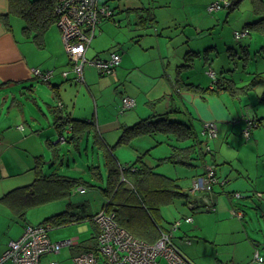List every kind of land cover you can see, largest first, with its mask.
Returning <instances> with one entry per match:
<instances>
[{"label": "rangeland", "instance_id": "obj_1", "mask_svg": "<svg viewBox=\"0 0 264 264\" xmlns=\"http://www.w3.org/2000/svg\"><path fill=\"white\" fill-rule=\"evenodd\" d=\"M229 1L219 2L229 3ZM252 4L251 0H245L240 8L231 12L227 26L220 29L222 35L212 34V27L206 26L204 29H210L209 34L204 33L206 35L201 38L190 35L189 41V38L180 36L184 28L169 27L166 31L164 30L162 37L158 38L160 41L157 42V49L154 52L155 56L159 51H162L163 56L169 57L165 61L166 63L170 62V68L163 72V75H165L163 80L171 82L173 86L177 83L176 88H180L179 92L174 93L172 105L180 108L183 113L172 112L171 115L179 119L182 118L184 121H191L199 138L204 142L207 140L204 137L207 124L213 123L217 126L216 130L218 129V137H211L210 141L207 140L211 146L209 150L212 153L205 157L207 165L215 168L219 178V183L214 188L217 196L215 198L217 200L216 211L205 212L199 210L192 213L183 201H175L160 207L161 222L164 228L170 229L174 222L182 220L183 223L180 229L172 239L175 245L194 264H247L252 262L257 250L264 258V206L259 205L261 202L264 203V120L250 131L252 135L250 142L246 140L243 134L248 126V121L251 120L252 115L254 116V105H256L258 115L264 116V105L260 103L264 86L262 87V84L258 85L247 94L238 96H232L229 92L216 94L206 91L214 82V79L208 75L210 68L218 74L221 73V70H224V74L236 80L239 87L249 83L255 73H263L264 75V55L260 54L261 48L264 47V36L257 31H253L250 37H248L247 32L249 30L240 33L235 32L242 31L245 21L249 16H253L254 6ZM222 9H228V7L225 5ZM221 12L224 17L229 13L225 10ZM12 21V26L15 27L18 24L22 31V21L18 18H13ZM162 29L164 28L161 27L160 31ZM186 29H191L192 33L193 30L196 31L195 28ZM51 30H55V37L59 38L60 30L58 26H53ZM244 37L248 38L243 39ZM207 41L209 42L207 43ZM210 42L214 46L213 48L209 47L211 46V44L208 45ZM248 43H250V47L249 51L246 52L241 46ZM192 52L198 54L190 56ZM152 58V54H150V59ZM62 59L64 62L65 57H62ZM94 66L96 65L94 64ZM69 69L68 66L67 70ZM151 72L154 73L151 74L154 76L161 75L156 73L155 69H151ZM160 80L162 79L155 78L153 81L156 85L155 95L164 92V86L159 83ZM72 82L76 86L80 84L76 80ZM144 82L143 76L137 74L133 84L140 88L150 85L148 83L144 84ZM186 85H194L205 91H189ZM38 86H44L46 91L50 90L47 82L41 81ZM113 90L112 88L111 92H114ZM7 91L1 90L0 98ZM21 91L27 93L25 88L18 91L17 87H12L6 100L0 99V120L7 121L8 119L13 122L9 130L15 129L17 124H24L25 127L27 126L25 128L26 132L23 131L25 134L39 137L37 143L30 150L27 148L29 150L28 156L25 154L24 158L28 162L26 168L33 169L36 157L44 155L45 172L57 171L61 175L79 178L84 182L75 185L74 192L68 197L25 206V210L23 209L21 212L13 210L5 199L0 200V254L11 240H17L23 235L26 226L49 224L43 221L53 215L67 211L70 204H83L82 207L76 209V211L83 214L95 213L96 215L104 210L114 214L108 210L110 209V202L106 200L108 206L104 205L106 201L100 190V188L107 186L109 173L107 162L111 151L114 153L117 165L121 166L129 164L128 161L130 160L135 162L140 155L149 151L147 159H149L152 166H157L155 171L168 175L170 178L179 179L178 182L184 189H188L193 185L196 178L192 181V176L200 171V165L189 168L159 161V159L171 154L173 150L171 146L174 145L175 141L157 145L156 138L138 137L132 141L133 146L140 151L138 156V153L130 145L118 144L122 130L116 133L115 131L106 133L104 136L100 132L103 142L107 146L94 145L95 138L93 139V135L95 132L90 134L88 152L83 151L85 146L83 143L81 155L74 151L73 147L69 148L68 143L61 142L58 147L66 154L64 163L61 159L55 166L50 167L52 155L46 146V140L52 134H56L52 138L53 143L60 140L59 134L54 128V113H51L46 103L41 100L40 96L44 95L43 93L37 92L34 95L27 93L24 95L21 94ZM118 91L116 95L120 99L123 91L121 89ZM143 96L145 99L139 101L138 108L141 109L144 106L145 110H142L137 117H129L127 122H123L124 115H130L136 111V106H134V109L119 117L121 122L128 123L131 126L141 119L149 117L150 114L160 112L163 109L161 104L152 109L146 106L145 103L148 97H146V93ZM13 98L17 102L11 105ZM46 101H49V99ZM49 103L55 105L52 99ZM164 103L169 105V100L165 99ZM58 105L56 106L58 107ZM106 106L112 109L114 107V110L120 115L118 107L112 103V95L108 90L106 91ZM117 114L113 118H118ZM243 122L246 123V127H244ZM33 126H35V132L31 128ZM65 130L71 132L68 128ZM157 138L166 140L161 135ZM40 141L42 147L39 144ZM186 144L188 142L183 143V145ZM6 157L7 162L10 160L17 161L15 159L16 154H9ZM17 169L18 167L15 166L14 171H17ZM222 170L225 171V174H222ZM35 178L34 171L29 170L27 175L5 179V182H11V188L8 192L32 184ZM83 187L87 190H84ZM191 189L187 191L189 192ZM255 189L263 193L262 200L254 196ZM237 195L247 196V198L240 199L236 197ZM233 210L242 213L243 217L239 218V216L233 215ZM190 215L194 218L193 224L184 221L185 217ZM93 222L95 223L94 220ZM92 223H73L62 227H53L48 235L54 243L75 238H78L79 242H84L97 233ZM81 227L87 229H81ZM122 228L127 231L126 228ZM88 241L86 242L89 243ZM81 252L75 247H64L58 254L45 255L42 264H50V262L75 264L74 257Z\"/></svg>", "mask_w": 264, "mask_h": 264}, {"label": "crops", "instance_id": "obj_2", "mask_svg": "<svg viewBox=\"0 0 264 264\" xmlns=\"http://www.w3.org/2000/svg\"><path fill=\"white\" fill-rule=\"evenodd\" d=\"M217 1L227 0H99L100 5L106 4L111 8L113 16L109 19L99 20L94 32L88 33L92 39L88 38V45L85 49L86 64L83 67L82 80L79 81L71 67L70 55L63 39V30L59 29L60 35L58 38L55 37V30H51V28L42 39L41 46L43 47L36 46L22 34L18 24L15 27L8 28L7 23L13 22L12 16H7L9 14V0H0V82L5 84L1 90H8L0 99L6 100L12 87H17L18 91L25 88L26 92L31 95L37 92L43 93L44 95H41L40 98L46 103L50 112L54 113L53 116H56L55 106L59 104L63 106V112L70 114L71 117L77 116L78 118L90 119L95 122V134H98L99 137L102 138L101 133L103 136L114 131L116 133L120 130L121 124L128 125V123L123 122H127L129 117H137L142 110H145L144 106L141 109L138 108L139 101L145 99L143 96L145 93L146 97H148L145 103L146 106L150 107L149 103L154 100L163 99L161 103L163 109L161 111L169 108L173 101L174 93L179 92V88L175 90L171 82L163 80L165 78L163 72L170 68V62L166 63L165 60L169 57L163 56L162 51H159L157 56L154 55L157 49V42L160 41L158 38L162 37L169 27L184 28L180 36L189 38V41L191 36L201 38L209 34L208 31L210 29H204L206 26L212 27V34H220V29L227 26L230 14L234 10L221 9L217 12L209 13L207 10L208 6ZM223 10L229 12L225 17L221 14ZM148 16L151 20L145 19ZM161 27L164 28L162 31H160ZM186 28H195L196 31L193 30L192 33L191 29ZM243 31L236 32L240 33ZM210 44L211 46L209 47L213 48L214 46H212L211 42L208 45ZM113 51L120 53L122 56L121 64L114 74L109 76L100 74L96 67L89 64L91 59L94 58L107 59ZM150 54H152V59H150ZM62 57H65L64 62ZM68 66L69 70H67ZM33 68L53 71V77L49 82L51 84H48L49 91L44 90V86H38L39 81L32 74ZM151 69H155L156 73L161 75H151L154 74ZM65 72H67V78L64 77ZM137 74L143 76L145 79L144 84L148 83L150 85H146L145 88L136 87L133 81ZM155 78L162 79L159 83L164 86L163 94L155 95L156 85L153 82ZM73 80L78 81L80 84L76 86L72 82ZM112 88L114 92H111ZM119 89L123 91L120 99L116 95ZM107 90L110 91L112 103L116 104L118 110L121 107V100L125 97H130L136 102V111L130 115L123 114L122 120L124 121L121 122V119H119L121 115L117 114L114 107L112 109L106 106ZM27 93L22 92L21 94L25 95ZM47 99L49 101L52 99L55 105L50 104L49 101H46ZM165 99L169 100V105H165ZM16 102L15 98H13L11 105ZM116 114L118 118L115 119L113 117ZM233 121L235 122V120ZM243 123L244 127H246V123ZM12 124L13 122L8 119L7 121L0 120V199L5 198V201L13 210L21 212L23 208L18 210L17 205L13 204L12 196L8 195L11 191L20 187L8 192L11 188V182H5V179L21 177L22 175H27L29 170H33L26 168L28 162L24 158L25 154L28 156V151L37 143V138L39 137L25 134L23 131H25L27 126L25 127L24 124H17L15 129L9 130ZM18 126H23V129H19ZM31 128L34 131L35 126ZM54 128L59 134L60 140L55 143L52 142V138L56 134L49 135L50 138L46 140V146L49 148L52 157L53 150L59 148L58 146L61 142L68 143L65 138L66 135L68 137L71 134L64 128L57 129L55 125ZM251 139L252 135L250 134V138L247 141L250 142ZM39 144L42 147L41 141ZM68 145L69 148H72L71 143H68ZM130 146L139 156V149H136L133 144ZM9 154H16L17 157L15 159L17 161L10 160L7 162L6 156ZM65 157L66 154L62 152L61 159L63 163ZM44 161V155L36 157L35 166L43 164L40 167L43 170L42 172L45 171L44 165L46 163ZM128 162L132 163V160ZM15 166L18 167L17 171H14ZM224 172L222 170V174H225ZM188 189L185 188L184 190L187 191ZM5 195L8 196L5 197ZM18 196L17 199L14 198L17 204L21 200ZM236 197L242 199L239 195ZM215 201L217 202V200ZM186 207L188 210L191 208V206ZM213 211H216V207H214ZM233 212V215L239 216V218L243 217L242 213L235 210ZM193 223L194 218L191 224ZM83 228L87 229L86 227H81V229ZM9 244L3 249L1 254L6 251ZM1 254L0 257L2 256ZM257 263L254 258L252 262L247 264Z\"/></svg>", "mask_w": 264, "mask_h": 264}, {"label": "trees", "instance_id": "obj_3", "mask_svg": "<svg viewBox=\"0 0 264 264\" xmlns=\"http://www.w3.org/2000/svg\"><path fill=\"white\" fill-rule=\"evenodd\" d=\"M244 1L245 0H230L227 7L229 10L233 11L235 9H238ZM251 2L254 6V14L252 13L253 16H249V18L245 21L243 30H249L247 31L248 37L251 36V33L253 31H257L264 36V0H251ZM56 8V0H9V14L7 16H12V19L18 18L19 20H21L23 24L22 34L28 39L29 42L33 43L36 46H41L43 37L51 28H53V26L57 25L60 29V26L58 24L59 14L57 13ZM146 12L150 13L149 11ZM149 16L145 19L151 20ZM7 26L9 29L10 27H13L12 23H7ZM248 37H244L243 39H246ZM42 47L43 46H41V48ZM249 47L250 43L245 46H241V48H244L246 52L249 51ZM263 49L264 47L261 48L262 51L260 52V54L262 55H264ZM114 54L120 57V62L113 68V72L111 74L104 75L109 76L114 74L121 64L122 56L116 51L111 52L107 59L100 60L110 61L112 55ZM194 54L198 53L192 52L190 53V56H193ZM95 59L98 58L91 59V61ZM70 62L71 67H73V62L71 61V59ZM99 73L102 74L100 71ZM208 75L214 79V82L209 89H206V91H211L216 94H219L221 92H229L232 96H238L240 94H247L258 85L262 84V87L264 86L263 73L253 74V77L251 78L249 83L241 87H239V84L238 82H236V80L226 76L224 74V70H221V73L218 74L215 70L210 68V70L208 71ZM37 80L39 82L42 81L39 78H37ZM49 82L47 83L51 84ZM4 85V83L0 82V90ZM176 86L177 83L175 84L174 88H176ZM186 87L187 90L193 92L205 91L200 87H195L194 85H186ZM162 102L163 99L154 100L150 102L149 105L151 108H155ZM260 103L264 105V91L260 98ZM134 106H136V102ZM134 106L129 109L125 108L122 99L121 107L119 108L120 115H123L127 111L134 109ZM253 107L254 116L252 115L253 118L248 121V126L243 132L246 140H249L251 134L250 131L252 130V128L256 127L259 123H261L262 120H264V116L258 115L256 111V105H254ZM62 108L63 106L60 105H58V107L55 106V127L57 129L64 128L65 130L68 128L71 130V135L66 137L65 139L68 143H71L74 151H77L78 153L80 152L82 154L81 146L84 143L85 146L83 151L88 152L90 144V134L95 132L96 123L90 119H82L78 118L77 116L71 117L70 114L64 113ZM172 112L183 113L180 108L172 105L171 103L168 109L161 112H154L150 114L149 117L141 119L139 122L134 123L131 126L121 124L120 130H122V132L118 144L132 145V141L138 137L156 138L157 145L163 144L165 142L171 143V141H175L174 145L171 146L173 149L171 154L167 157L159 159V161L161 163H172L189 168L200 165V171L192 176V181L194 180V178L206 176L209 172V168L212 167L207 165L205 159V157L209 153H212V151L209 150L210 144L208 141H210V136L208 132H206L204 135V137L208 141H202L196 133L191 121H184L182 120V118L179 119L177 117H174L171 115ZM214 126L215 128H217L216 125ZM19 127L20 126H18V128ZM215 132L217 133L216 137H218V129L217 131L215 129ZM247 133L249 134V137L246 136ZM159 135H161L164 139L166 138V140H159L157 138V136ZM94 138V145L107 146L98 134H94L93 139ZM184 142H188V144L183 145ZM148 155L149 151L140 155L135 162H132L125 166H121L117 165L114 153L111 151L108 156L107 162V165L109 167L107 186L105 188H100V190L101 195L104 197L105 201L107 200L108 202H110V209L108 210L115 214V221H117V223L121 227L126 228L136 238L152 244L161 237V233L163 232L170 234L173 238V236L180 229L183 223L182 220H178L171 225L170 229L164 228L162 226V215L160 212V207L162 205L170 204L175 201H183L185 206H191V208H189V211L192 213H196L199 210L212 212V210L207 209L204 199H210L213 208L216 207L215 198L217 196L214 192V188L215 185L219 183V178L217 176L215 168L212 167L215 174L214 178L217 179L218 182L213 183L210 190H206L203 192L199 191L197 194L192 195L191 193L183 189V187L178 182L179 179L170 178V176L168 175L156 172L155 170L157 166L154 167L149 163L150 161L149 159H147ZM61 156V150L59 148H55L53 150V157L50 161V167L55 166L57 162L61 161ZM42 166L43 164H39L37 167L35 166L33 168L36 178L32 184L15 189L9 194L7 193L8 195L12 196L13 204L17 205L18 210H21V208L24 209L25 206L41 204L44 201L68 197L74 192L75 185L77 186L79 183L84 182L79 178L61 175L57 171H53L52 173H47L45 171L42 172L43 170L40 169V167ZM192 187L193 185L191 186V188ZM83 188L84 190H87L85 187ZM8 195H5V197ZM17 196L21 199L20 202L18 201V204L15 200L17 199ZM239 196L242 199L247 198V196ZM254 196L259 200L263 199L262 192L255 191ZM3 199L5 198H1L0 200ZM107 201L106 203H104L105 206H108ZM210 202L208 203L210 204ZM259 205L264 206V203L261 202L259 203ZM82 206L83 204H70V208L67 211H63L61 213L53 215L45 219L43 222L49 223L53 227H62L71 225L73 223H92L95 213L83 214L82 212L76 211V209ZM188 218L193 219V216L190 215L185 217L184 219L186 223L191 224L193 221L188 222ZM92 225L97 232V225L94 222L92 223ZM96 235L92 236L91 239H88L89 241L86 240L89 243L84 241L80 246L76 248L84 252L87 250L96 249ZM256 254H258L260 258L262 257L259 250L256 251L255 255ZM255 261L260 263L256 259ZM260 264H264L263 257L262 263Z\"/></svg>", "mask_w": 264, "mask_h": 264}, {"label": "built area", "instance_id": "obj_4", "mask_svg": "<svg viewBox=\"0 0 264 264\" xmlns=\"http://www.w3.org/2000/svg\"><path fill=\"white\" fill-rule=\"evenodd\" d=\"M56 2L58 24L63 30L66 49L73 62L72 69L77 80L81 81L83 67L86 64L84 53L88 38H91L88 33L94 32L97 22L103 17L111 18L113 11L106 4L100 5L99 0H56ZM225 5L228 6V3L218 1L209 5L207 10L209 13L217 12ZM119 62L120 57L114 54L110 61L95 59L89 64L92 66L95 64L94 67L102 74H111ZM32 74L43 82H49L53 77L52 71L39 68H33ZM64 77L67 78V72L64 73ZM123 102L127 109L135 104L134 99L130 97L123 98ZM19 128L23 129V126ZM215 129L214 124L209 123L206 125L205 133L208 132L210 138H214L217 135ZM246 136L249 137V134L247 133ZM214 176V169L210 167L206 176L195 179L189 193L195 195L199 191L210 190L212 184L218 182ZM204 202L207 209H214L210 199H204ZM94 221L98 227L96 249L85 252L81 250L82 252L74 257L75 264H194L179 250L173 243L172 236L166 232L161 233V237L150 244L123 229L115 221L114 214L106 210L97 213ZM187 221L192 222L193 219L188 218ZM52 228L51 224L26 226L23 235L10 242L0 257V264H42L45 255L58 254L64 247L76 248L83 243L79 242L78 238L54 243L48 235ZM255 259L262 263V257L260 258L258 254L255 255ZM50 264L56 263L50 262Z\"/></svg>", "mask_w": 264, "mask_h": 264}]
</instances>
